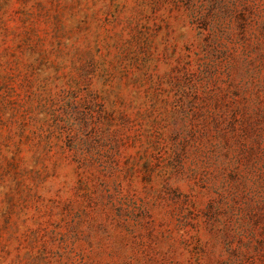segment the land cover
Masks as SVG:
<instances>
[{
	"label": "rangeland",
	"instance_id": "rangeland-1",
	"mask_svg": "<svg viewBox=\"0 0 264 264\" xmlns=\"http://www.w3.org/2000/svg\"><path fill=\"white\" fill-rule=\"evenodd\" d=\"M0 264H264V0H0Z\"/></svg>",
	"mask_w": 264,
	"mask_h": 264
}]
</instances>
